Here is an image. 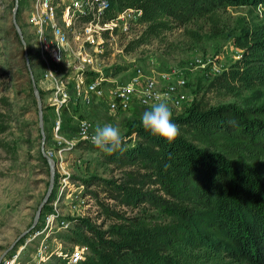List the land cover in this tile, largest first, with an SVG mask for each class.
Listing matches in <instances>:
<instances>
[{
    "label": "trees",
    "instance_id": "16d2710c",
    "mask_svg": "<svg viewBox=\"0 0 264 264\" xmlns=\"http://www.w3.org/2000/svg\"><path fill=\"white\" fill-rule=\"evenodd\" d=\"M109 2L114 11L141 10L145 26L136 45L201 18L215 26L217 11L228 6L264 13V0ZM233 42L239 57L207 87L231 93L264 88V18L242 24ZM172 122L179 136L171 144L133 119L125 122L120 150L98 148L107 163L128 169L121 180L92 182L100 181L120 205H143L142 211L128 217L100 203L113 223L101 229L78 218L65 237L89 253L76 263L58 257L54 264H192L218 253L239 264H264V102L209 105L194 99Z\"/></svg>",
    "mask_w": 264,
    "mask_h": 264
},
{
    "label": "rangeland",
    "instance_id": "374dc122",
    "mask_svg": "<svg viewBox=\"0 0 264 264\" xmlns=\"http://www.w3.org/2000/svg\"><path fill=\"white\" fill-rule=\"evenodd\" d=\"M14 9L15 0H0V125L5 127L0 133V261L23 247L20 264H34V254L40 245L46 244L49 250L62 252L81 245L65 237L75 227L78 218L88 219L96 227L107 229L113 220L104 216L100 203L128 217L141 213L143 205H120L108 198V191L100 181L92 182L95 177L121 180L128 169L107 163L93 143L77 137L72 139L65 132L63 137L72 139L71 142L63 147H53L55 140L49 115L43 107L46 97L37 86L40 98L44 100L41 101L43 134L40 132L37 99L32 90L29 68L36 85L39 70L32 63L29 52L28 67L24 44L13 24L15 14L25 42L27 3L19 0ZM217 16L215 26L201 18L163 31L139 45L133 43L137 38H120L118 47L122 51L110 56L105 63L106 75L126 80L132 68L139 65L146 74L156 78L158 88L164 91L174 81L173 74H177L186 84L181 89L183 101L177 107L167 101L172 115L183 114L194 99H203L209 105H260L264 102V88L231 93L209 89L207 85L213 76L239 57L241 50L234 45L233 36L242 24L263 20V9L228 6L218 10ZM143 29L139 27L137 30L142 32ZM144 111L146 109L138 106L116 113L98 108L93 114L88 107H81L78 116L92 118L97 127L105 124L119 126L123 135L125 122L141 120ZM70 118L69 123L73 124ZM44 154L52 161L54 183L36 226L29 230L51 178ZM51 217L53 222H48ZM60 220H64L67 227L55 224ZM23 232L25 234L19 237ZM57 257L52 254L45 263L54 264ZM192 264L239 263L218 253L212 257L193 258Z\"/></svg>",
    "mask_w": 264,
    "mask_h": 264
},
{
    "label": "built area",
    "instance_id": "2783aa9c",
    "mask_svg": "<svg viewBox=\"0 0 264 264\" xmlns=\"http://www.w3.org/2000/svg\"><path fill=\"white\" fill-rule=\"evenodd\" d=\"M19 2V0H18ZM27 3V40L24 49L39 70L37 86L46 97L43 107L49 115L53 147L66 146L74 137L91 142L96 122L81 107H101L109 113L128 111L135 106L150 110L157 97L177 107L184 98L186 81L173 74L174 81L164 91L141 66L135 65L126 80L106 75L110 56L121 53L118 40H133L141 35V10L124 8L114 11L109 0H25ZM41 100V101H42ZM72 117V123L69 121ZM72 139L66 140L63 133ZM92 143V142H91ZM60 149H62L60 147ZM50 154H52L50 152ZM47 221L53 222V217ZM55 224L67 227L64 220ZM30 240V239H29ZM23 247L7 255L0 264H20ZM55 252V253H54ZM89 253L85 245L72 250L51 251L40 245L34 264H46L52 254L76 263ZM57 257V258H58Z\"/></svg>",
    "mask_w": 264,
    "mask_h": 264
},
{
    "label": "clouds",
    "instance_id": "9594fccd",
    "mask_svg": "<svg viewBox=\"0 0 264 264\" xmlns=\"http://www.w3.org/2000/svg\"><path fill=\"white\" fill-rule=\"evenodd\" d=\"M156 99L158 102L153 103L150 110L143 112L141 124L145 131L171 144L179 136V128L177 124L172 122L169 103L159 96ZM90 139L94 146L107 154L120 150L123 143L119 126L112 124L97 127Z\"/></svg>",
    "mask_w": 264,
    "mask_h": 264
},
{
    "label": "water",
    "instance_id": "95a60500",
    "mask_svg": "<svg viewBox=\"0 0 264 264\" xmlns=\"http://www.w3.org/2000/svg\"><path fill=\"white\" fill-rule=\"evenodd\" d=\"M17 6H18V0H15V9L17 8ZM15 9H14V11H15ZM13 24L15 25V29H16L17 33L20 35L22 43L24 44V40H23V37H22V34H21V30L18 27V25L16 24L15 14H13ZM24 55H25V59L27 61V65L29 67L28 54H27L26 50H25ZM29 72H30V79H31V83H32L31 84L32 85V90H33V92H34V94L36 96V99H37L39 128H40V132L43 134L42 102H41V98H40V95H39V91H38L36 82L34 80V76L32 74V71L30 70V68H29ZM44 156L46 157L47 161L49 162V167H50V171H51V178H50L48 190H47L43 200L41 201V203L39 204V206L36 209V212H35L34 218H33V223H32L31 228L29 230H31L33 227L36 226V224L38 222L39 215H40L44 205L49 200L51 192H52V188H53V183H54L53 172H54V168H53L51 159L46 154H44ZM26 232H28V231H26ZM24 234H25V232H23L19 237L23 236Z\"/></svg>",
    "mask_w": 264,
    "mask_h": 264
},
{
    "label": "crops",
    "instance_id": "0c3cea01",
    "mask_svg": "<svg viewBox=\"0 0 264 264\" xmlns=\"http://www.w3.org/2000/svg\"><path fill=\"white\" fill-rule=\"evenodd\" d=\"M98 108H101V107H92L90 109H91L92 113L94 114L95 113V110H97Z\"/></svg>",
    "mask_w": 264,
    "mask_h": 264
}]
</instances>
